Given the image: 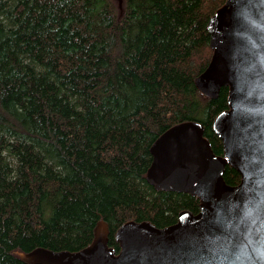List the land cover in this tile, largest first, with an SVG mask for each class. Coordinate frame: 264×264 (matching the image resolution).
Instances as JSON below:
<instances>
[{
  "label": "trees",
  "instance_id": "trees-1",
  "mask_svg": "<svg viewBox=\"0 0 264 264\" xmlns=\"http://www.w3.org/2000/svg\"><path fill=\"white\" fill-rule=\"evenodd\" d=\"M226 0H0V264L37 248L76 252L104 222L156 228L200 201L147 182L150 147L196 122L213 132L228 87L195 79L212 50L207 24ZM223 180L238 185L225 166Z\"/></svg>",
  "mask_w": 264,
  "mask_h": 264
},
{
  "label": "water",
  "instance_id": "water-1",
  "mask_svg": "<svg viewBox=\"0 0 264 264\" xmlns=\"http://www.w3.org/2000/svg\"><path fill=\"white\" fill-rule=\"evenodd\" d=\"M119 7L121 0H118ZM212 50L196 89L215 99L228 87V109L212 124L223 156H215L196 122L162 133L151 145L147 182L158 190L199 199L196 214L181 212L175 224L156 228L127 222L114 233L97 223L92 243L79 251L34 249L27 264H264V0H226L209 19ZM240 176L223 180L225 166Z\"/></svg>",
  "mask_w": 264,
  "mask_h": 264
}]
</instances>
